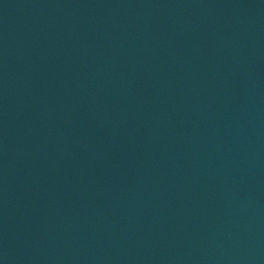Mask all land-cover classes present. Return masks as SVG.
Listing matches in <instances>:
<instances>
[{"label":"water","instance_id":"water-1","mask_svg":"<svg viewBox=\"0 0 264 264\" xmlns=\"http://www.w3.org/2000/svg\"><path fill=\"white\" fill-rule=\"evenodd\" d=\"M0 264H264V0H0Z\"/></svg>","mask_w":264,"mask_h":264}]
</instances>
